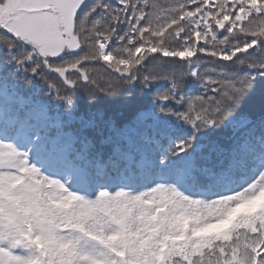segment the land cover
Here are the masks:
<instances>
[{
  "label": "snow or ice",
  "instance_id": "snow-or-ice-1",
  "mask_svg": "<svg viewBox=\"0 0 264 264\" xmlns=\"http://www.w3.org/2000/svg\"><path fill=\"white\" fill-rule=\"evenodd\" d=\"M0 264H264V0H0Z\"/></svg>",
  "mask_w": 264,
  "mask_h": 264
}]
</instances>
